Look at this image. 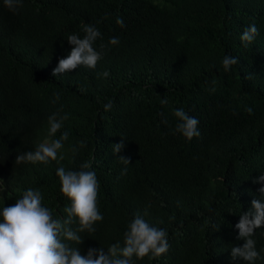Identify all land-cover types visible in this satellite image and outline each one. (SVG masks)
Returning a JSON list of instances; mask_svg holds the SVG:
<instances>
[{"label":"trees","instance_id":"16d2710c","mask_svg":"<svg viewBox=\"0 0 264 264\" xmlns=\"http://www.w3.org/2000/svg\"><path fill=\"white\" fill-rule=\"evenodd\" d=\"M253 23L260 34L245 45L240 36ZM85 24L102 33L94 46L105 45L103 58L95 69L53 76L71 51L68 36L82 37ZM111 37L120 43L110 45ZM225 55L238 59L228 72ZM177 108L199 120V137L173 134ZM55 112L68 116L55 137L69 133L64 159L17 164V154L51 139ZM122 137L125 147L113 153ZM85 161L104 219L80 233L82 255L122 244L139 213L167 230L170 249L133 257L135 264H246L230 251L244 243L235 225L259 196L253 179L264 175V0H23L15 14L0 0V209L39 189L42 205L63 221L71 201L56 170ZM253 238L255 264H264V227Z\"/></svg>","mask_w":264,"mask_h":264},{"label":"clouds","instance_id":"9594fccd","mask_svg":"<svg viewBox=\"0 0 264 264\" xmlns=\"http://www.w3.org/2000/svg\"><path fill=\"white\" fill-rule=\"evenodd\" d=\"M3 3L15 14L22 7L23 0H3ZM116 23L121 27L125 26L121 17L117 18ZM82 31V37L76 33L68 36L67 41L72 45L71 51L66 57L59 59L52 70L53 76L70 73L80 66L95 69L103 58L105 45L101 44L100 50L94 46L98 39H102L99 29L95 25L85 24ZM259 34L258 27L253 23L243 30L240 40L247 45ZM108 43L118 45L120 39L111 37ZM237 63L238 59L231 55H225L222 60L225 72L230 71ZM102 75L107 77L109 72L105 71ZM211 91L214 92L215 88ZM56 99H59V94ZM167 103V99L161 100V104ZM111 107V101L104 105L105 111ZM245 110L249 115L253 113L251 107ZM173 115L178 120L173 134L180 133L189 141L201 135L197 118L190 116L183 108L175 109ZM67 119V114L61 115L60 112L49 115L48 137L51 139L38 143L32 151L17 154L15 162L47 164L50 161L63 160L61 150L69 138V133L62 131L59 138L55 137ZM80 145L84 146V142L81 141ZM124 147L122 137L121 142L112 145V151L118 153ZM119 160L124 165L130 164V158L120 156ZM126 172L125 167L121 175ZM56 175L61 184V193L71 201L70 206L64 209L66 218L63 221L54 219L52 210L42 205L39 189L29 188L24 191L22 198L0 209V264H135L133 257L157 258L169 251L167 230L150 224L143 215L137 213L123 234L122 244L120 241L110 244L107 253L102 248H89L87 255H82L80 249L74 246L82 243L83 237L80 233H94L95 224L104 219L98 208L100 186L97 175L92 170L91 161L83 162L79 170L58 167ZM253 183L262 184L257 190L259 196L252 199L251 209L241 214L235 225L239 230L237 239L244 243L232 246L230 251L233 261L242 260L246 264H255L260 259L257 242L253 237L256 229L264 227V175L254 178ZM144 215H147V211ZM75 220H78V227L73 228L71 225Z\"/></svg>","mask_w":264,"mask_h":264}]
</instances>
